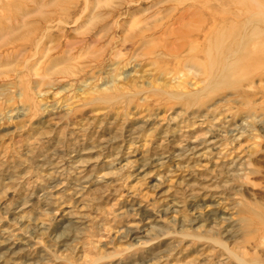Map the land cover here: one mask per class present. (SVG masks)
<instances>
[{"label":"rangeland","instance_id":"obj_1","mask_svg":"<svg viewBox=\"0 0 264 264\" xmlns=\"http://www.w3.org/2000/svg\"><path fill=\"white\" fill-rule=\"evenodd\" d=\"M0 264H264V0H0Z\"/></svg>","mask_w":264,"mask_h":264}]
</instances>
